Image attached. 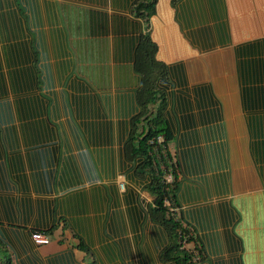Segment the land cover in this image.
<instances>
[{"label": "crops", "instance_id": "crops-1", "mask_svg": "<svg viewBox=\"0 0 264 264\" xmlns=\"http://www.w3.org/2000/svg\"><path fill=\"white\" fill-rule=\"evenodd\" d=\"M54 1L55 5L62 4L66 8L67 12L64 13L69 14L70 10L74 9L73 13L68 15L70 17L62 18L65 28L59 20L66 44L67 39L77 37L75 30L77 27L83 32L80 38L91 40L92 44L101 39L110 43L106 54L103 50L99 51L96 43L93 44V49H90V54L97 55L94 59L97 62L110 64L116 61L120 65L116 68L122 69L126 78L128 77L121 84L120 79L118 83L115 79L111 81L112 85L117 87L115 98L105 96L116 106H114L116 113L111 115L109 120L123 124L126 130L130 118L140 110L136 91L141 85L142 78L135 71L134 65L141 37L148 34L157 45L155 58L166 66L168 76V80L158 79L157 87L164 93L162 115L169 122L171 138L167 142V149L179 181L176 192L178 206H175V213L190 226L198 240L201 238L205 255L206 252L211 255L200 264H264V179L260 175L259 165L251 150L252 138L247 125L251 112L255 113L257 110H247L242 106L238 71L239 46L264 37V0H243L246 10L238 8L236 2L239 0H224L230 42L225 46L215 47L210 52L190 43L189 39L192 38L189 34L190 29L183 23L178 6L174 5L172 0H157L154 14L148 21L132 16L127 10L113 8L111 0H105L101 6L74 0ZM79 8L87 9L88 13L83 18L79 11L75 12ZM164 9L166 17L161 13ZM238 9L243 11L240 16ZM238 20H245L244 27L251 32H254V25L257 24V28L263 30V33L252 34L245 42L234 43L236 28L243 26L242 23L238 24ZM115 36H119L118 43L114 42ZM67 52L72 55L68 48ZM226 55L231 60L229 66L224 60ZM206 56H210V59ZM77 71V67H74L73 71L71 69V78L68 81L79 82L80 85L77 87L85 91V94L102 97L99 86L102 90L108 91L110 83L104 81L98 83L93 77L87 79ZM218 71L231 72L232 79L230 75L228 86L222 84V87H214L211 80L206 78L210 72ZM223 72L221 74H226ZM129 78L133 79L131 83L128 82ZM227 95L232 101L228 100ZM95 101L100 104V100ZM121 105L125 108L131 106V110L128 109L130 112L126 109L124 114L117 115ZM156 106L157 104L149 107L143 118L149 112L154 114ZM120 132L113 131L111 142L102 143L91 149V167L129 166L127 163L124 164L125 158L120 151L122 148ZM56 167L57 171L62 168L60 164ZM44 171L45 168H42V172ZM34 172L41 171H32ZM114 173L116 178L112 182H104L102 187L104 193H107L105 194L107 205L101 210L103 212L99 208L95 211L92 207L85 216L75 217L91 222L90 238L93 236L97 240L94 231L100 227L95 224V218L97 215L102 216L101 230L107 232V239L102 244H92L89 236L78 225L71 222L66 227L65 223L59 221L60 216L57 217L55 213V200L61 199L68 189L63 190L54 184L50 192L29 191L28 195H22L15 191L9 198L2 196L0 264H148L146 262L148 256L143 253V241L147 240L148 232L146 244L148 242L152 244L149 240L150 228L154 225L145 217V221L134 225L137 228L133 232L131 226L133 223L128 221L127 215L120 212L119 208L122 205L121 209L125 210L126 195L134 192L136 188L126 181L127 190L120 194L122 190L119 189L117 177L121 175L126 178V173L118 170ZM22 175L30 182L28 172ZM55 180L56 177L53 181ZM2 181L7 189L12 186L14 190H18L15 176H6ZM33 182L39 183V176L37 181L33 177ZM137 195L136 201L140 206L150 202L146 199L145 203L142 202V194ZM116 197L119 202L117 206L113 202ZM4 201L8 202L9 208L5 206ZM137 202L135 205L139 207ZM70 218L73 219L72 216ZM117 226L121 227L118 230L122 232L112 233ZM52 227L53 231L46 235L49 238L48 244L34 243L31 238L34 229L45 233ZM81 243L87 250L80 247ZM102 246L111 247L115 255L107 257L101 249ZM153 257H149V260L151 259L149 264H159L156 255Z\"/></svg>", "mask_w": 264, "mask_h": 264}, {"label": "trees", "instance_id": "trees-1", "mask_svg": "<svg viewBox=\"0 0 264 264\" xmlns=\"http://www.w3.org/2000/svg\"><path fill=\"white\" fill-rule=\"evenodd\" d=\"M74 1L95 6L104 5L105 2V0ZM156 2L157 0H111V5L115 9L127 10L132 16L148 21L154 14ZM224 2V0H172V3L178 6L183 23L190 29L189 34L192 35V38L189 41L193 46L209 50L229 44ZM29 4L32 2L27 0H0V40L4 45L0 54V174L8 173V176H15L16 186L22 183L23 178L25 179L22 175L24 173L20 171L24 167V160L18 151V147L23 141L27 148L28 162L32 171H41L40 173L34 172L33 175L36 181L37 176L40 178V182H37L34 188L35 192H50L54 184L66 190L67 187H64L62 182L71 176L73 166H77V164L73 162L72 156L64 151L65 146L62 143L59 144L57 136H55L52 114L49 113L52 111L50 109L52 100L47 97L48 95L42 93L46 81L43 83L40 78L41 70L37 67V61L42 62L40 59H45L43 55L46 54L47 49L43 44H39L41 41L38 40V43L35 41L33 33L28 28L27 17L22 8H28ZM34 16L37 17L36 15L31 17ZM36 48L44 50V53L37 52ZM156 51L157 45L149 35H143L137 48L134 65L135 71L142 78L141 85L136 91V100L140 110L130 118L127 130L123 128V124L118 123L119 132L121 131L119 139L122 143L120 151L125 158L124 164L127 163L129 166L108 167L107 170L104 169V174L110 175L109 169L125 172L127 182L136 188L134 192L131 191L126 195L124 204L127 203L125 207L127 206L128 214L126 215H128L130 223H133L131 225L133 232L137 228L134 225L145 221V217L154 225L150 228L151 239L149 240L152 241V244L151 242L146 244L147 240L143 241V253L148 256L146 259L148 264L151 261L149 257L155 255L159 264H200L205 260L202 245H198L199 240L195 232V237L188 233L187 229L191 230L190 226L175 213L178 206L176 192L179 188V181L167 149V142L171 138L169 122L162 115L164 93L157 87V80H168V76L166 66L155 58ZM238 52L242 106L247 110H257L255 113L251 112L247 125L252 138L251 150L259 165L260 175L264 179V37L245 42L239 46ZM3 65H6L7 74L1 70ZM42 71L44 72L43 66ZM78 85H80L79 82L69 80L65 87L76 91L74 94L76 96L69 99L71 111H75L77 120L82 118L86 120L79 126V132L83 137L86 136L84 140L87 144L95 147L111 142L114 131L111 120H109L111 113L105 114L103 111L105 107L109 108L110 101L106 97H91L77 87ZM95 99L100 100V104H97ZM15 100L18 104L16 107L18 116H14L12 109ZM156 104L154 114L149 112L143 118L149 107ZM129 107L125 108L121 105L117 110V115L124 114L126 109L127 112H130L131 106ZM16 122L19 123V126ZM109 122L110 125L107 127ZM19 129L20 132H18ZM19 133L22 134L23 140H20ZM87 133H92L93 138L87 137ZM90 157L92 158L89 156L84 159V163L89 167H91ZM4 159L8 160V163L3 167L2 164L5 162L3 163L1 160ZM59 164L64 168V173L61 172L62 169L57 171L56 165ZM42 168H45L44 172H42ZM55 177L56 180L53 181ZM2 182L0 176V189L3 188ZM74 186L65 192L61 199L55 200V213L57 217L60 216L59 221L65 223L66 227L72 222L79 228H83L84 233L90 238L89 226L91 222L75 217L85 216L90 211L91 205L95 211L98 208L100 211L103 210L107 205L105 195L107 193L99 188L90 199L82 188L78 189L79 185ZM9 189L11 188L9 187ZM141 192L147 193L151 200L148 203L144 202V205L140 203V206L136 200H138L137 194ZM135 202L139 207L135 205ZM4 204L9 208L7 201H4ZM101 222L102 216L97 215L95 224L100 228L94 231L97 240L93 236L90 238L92 244H102L107 239V232L101 230ZM118 226L112 233L120 234L122 232L118 230L121 228ZM54 227L45 233L34 229L31 232V238L32 234L36 232L47 235L53 231ZM186 235H188L189 242L196 241L193 250L183 249ZM138 241L140 242L141 239ZM80 247L87 250L82 243ZM101 249L107 257L115 255L111 247L102 246Z\"/></svg>", "mask_w": 264, "mask_h": 264}, {"label": "rangeland", "instance_id": "rangeland-1", "mask_svg": "<svg viewBox=\"0 0 264 264\" xmlns=\"http://www.w3.org/2000/svg\"><path fill=\"white\" fill-rule=\"evenodd\" d=\"M236 4H238L239 6L238 8H242V10H246L244 8L245 4L243 0L237 1ZM247 4L248 2L246 3V6ZM60 7L62 8V10ZM22 9H23L24 15H26L27 17L28 28L33 33V37L35 38V41L37 43L41 41L39 42V44L40 45L43 44L45 49H47L46 54L43 55V58L45 59L41 58L40 60H42V62L37 61V67L41 70L40 78L42 82L46 81L45 82L46 85L43 86L42 93L44 95H48L47 97H49L52 100V107H50L52 111H50L49 113L52 114L53 121L52 120L50 121H52V125L54 124L55 126L54 128V131L56 133L55 136H57V140L59 144L62 143L65 146L64 151L68 152L69 155L72 156L71 158L73 162L77 164V166H73L72 174H70L69 172L71 176L67 177V179H65L64 182H62V184L64 187H67L68 190L74 185H79L78 189L82 188L86 192L88 198L91 199V197L95 195L97 189L99 188L102 189V187H104V182L105 183L109 181L112 182L113 179L116 178L115 177L116 173H114L116 170L113 171V169L112 170L109 169V171H111L110 175H112V177H110L107 174H104V169L107 170V168H103V167H100L99 169L91 168L84 163L85 157L89 158V156H91L89 153L90 150L92 148L93 149L97 148L98 146L95 147L90 144H87L84 140L86 136L84 135L83 137L81 132H79V126H81V123H84L86 120L85 118L77 120L76 114L74 113L75 111H71L69 99L71 100V97L76 96L74 95L76 91L73 90L72 88H66L65 84H67L68 79L71 78V75H70L72 73L71 69L73 71V68L77 67L78 68L77 73L79 75L86 76L87 79H91V77H93L95 81L98 83H101V82L103 83V81L108 84L110 83V85L107 87L108 91L102 90V88H100L99 86V89H101L100 95L102 97L111 96V98L112 97L115 98L117 87L115 85H112L111 81L115 79V82L118 83V79H120V84H121L123 83V81L127 80L128 77L126 78V74L125 72H122V69L116 68L120 66L119 63H117L116 61L110 62V64L109 63L107 64L106 62L102 63V62L94 61V59L97 58V55L96 54L94 55L92 53L90 54V49H93L94 47L93 44L96 42L92 44L91 40L80 38L83 36V32L79 27L75 28L77 37L74 38V36H72L73 39L71 40L67 39V44L65 43L64 34L60 26V21H62V25L65 28V25H64L65 22L62 18L63 16H65V18L70 17L68 15H71L74 9L70 10L69 14L64 13V12H67L66 8L63 7L62 4L61 6L58 3L57 5H55L54 0H34L32 4L28 5V8L23 7ZM86 10L87 9L85 8H79L75 12L79 11L80 16L83 18V16H86L88 13ZM239 10L240 9H238L239 16H240L241 14H243V11L241 12ZM161 13L163 17L167 16L166 9L162 10ZM33 15H36L37 17L35 16L31 17ZM81 22H83L82 19H81ZM240 23H242L243 26L242 27L239 26L238 28H236L235 30L236 38H234V43H237L239 41L245 42V40L252 34L260 35L261 33H263V30L260 31L259 27L257 28L258 26L257 24L254 25L255 26L254 32H251V30L244 27L245 20H238V24ZM118 39H119V36H115L114 42L118 43ZM97 43L95 44V46L99 48V51L103 50V52L106 54L107 47H110V43L107 40H102V39L101 41ZM3 46L4 45L3 43H1V40H0V54L3 51ZM67 48L68 50L71 51L72 55L67 52ZM211 50L212 49H209L206 51L210 52ZM36 51L41 54L44 53V50H40L39 48L38 50L36 48ZM86 55H88V57ZM206 57L210 59V56H206ZM104 58L107 59L108 61V57L106 55L104 56ZM224 60L227 66H229L231 62L230 57L226 55ZM207 61H210V60H207ZM42 66L44 67V72L42 71ZM1 70L4 74H7L6 65H3ZM222 72L218 71L216 72L217 74L215 72H212V73L210 72V74H208L206 78L211 80V83H213L214 87L215 86L222 87V84H225L228 86V81H229L231 72L227 71V72H223L226 74H221ZM231 79H232V75H231ZM131 81H133V79L129 78L128 82L131 83ZM95 86L98 87V85H95ZM227 96H228L227 97L228 100L231 99L230 101H232V98H230L229 95ZM110 104L111 105L109 106V110L107 107H105L103 111H105V114L109 112V114L111 113V115H115L116 113V109L114 110L115 103L112 102L111 100ZM17 106L18 104L16 103V100L13 101L12 109L14 110V116H18L17 108H16ZM97 107L99 108V106ZM111 123L113 125L114 131L117 133V131L119 130V127H118L116 120L111 119ZM16 124L19 126L18 122H16ZM109 125H110V122L109 124H107V127ZM50 128L53 131L52 127ZM20 131L21 130L19 129L18 132ZM18 136L21 138L20 140H23L22 134L19 133ZM88 136L89 138H93L92 133H87V137ZM172 139H175V138H172ZM172 142H174V140ZM6 150H8L7 147H6ZM18 151L22 154L23 160H24V167L20 171L22 173L28 172L30 174L28 177L30 182H27L23 178L22 183L20 185H17L18 190H14V187L12 186H11V189H7L6 184H3V188L5 189L3 188L0 189V198L2 196L9 198V196L13 195L15 191L22 195L24 194L28 195L29 193L35 192L33 190L36 186V183L33 182V177L31 176V175H34L35 173H32V168L28 162L27 148L25 147V144L23 143V141H21L20 146L18 147ZM93 156H95V154H93ZM2 161L3 163L5 162L4 164H2L4 167L6 163H8V160L4 159V160H1V162ZM6 168L8 169V167ZM61 169H62L61 172L64 173V168H61ZM120 170H122V168H120ZM99 172L100 174H98ZM6 176H8V173L6 175L1 176V179H3ZM117 178H118L117 183H118L119 189L122 190L120 194H123L124 191L127 190V182H126L127 180L121 175H119V177ZM121 184L124 185L123 188L120 187ZM21 185H23V187H21ZM141 194H142L141 199L143 200L142 202H144L145 199L149 201L151 200V197L147 193L141 192ZM113 202L117 206V204H119L118 198L116 197V199H114ZM124 205H127V203ZM121 208H122V205L119 208L120 212L122 213L124 212L125 214H128L127 208H125V210ZM90 209H92V205L90 206ZM127 219L129 221L128 215H127ZM187 230H188V233H190L192 236L195 237L194 231L189 230V229ZM187 237L188 235H186L185 237L183 249L193 250L194 243L196 241L194 240V243H192L191 241L189 242L187 240ZM146 239L148 240V232H147ZM202 244L203 242L201 238H199L198 245H202ZM199 249H200V246H199ZM210 256L211 255L206 252L205 259L209 258Z\"/></svg>", "mask_w": 264, "mask_h": 264}, {"label": "built area", "instance_id": "built-area-1", "mask_svg": "<svg viewBox=\"0 0 264 264\" xmlns=\"http://www.w3.org/2000/svg\"><path fill=\"white\" fill-rule=\"evenodd\" d=\"M170 179V177L168 178V180ZM123 184L120 185L121 188H123ZM32 240L34 241V243L36 244H48L49 243V238L42 234V233H33L32 234Z\"/></svg>", "mask_w": 264, "mask_h": 264}]
</instances>
